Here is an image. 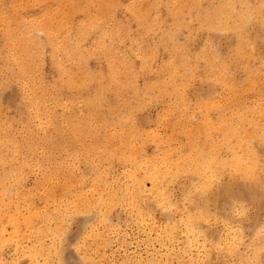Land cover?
Listing matches in <instances>:
<instances>
[{
  "label": "rangeland",
  "instance_id": "374dc122",
  "mask_svg": "<svg viewBox=\"0 0 264 264\" xmlns=\"http://www.w3.org/2000/svg\"><path fill=\"white\" fill-rule=\"evenodd\" d=\"M0 264H264V0H0Z\"/></svg>",
  "mask_w": 264,
  "mask_h": 264
},
{
  "label": "bare ground",
  "instance_id": "6f19581e",
  "mask_svg": "<svg viewBox=\"0 0 264 264\" xmlns=\"http://www.w3.org/2000/svg\"><path fill=\"white\" fill-rule=\"evenodd\" d=\"M236 159H237V157H236ZM235 161H237V160H235ZM237 163V162H236ZM235 165V164H234ZM238 165V164H237ZM200 169H202V168H200Z\"/></svg>",
  "mask_w": 264,
  "mask_h": 264
}]
</instances>
